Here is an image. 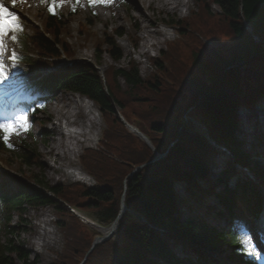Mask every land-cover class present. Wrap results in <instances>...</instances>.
Listing matches in <instances>:
<instances>
[{
	"label": "trees",
	"instance_id": "obj_1",
	"mask_svg": "<svg viewBox=\"0 0 264 264\" xmlns=\"http://www.w3.org/2000/svg\"><path fill=\"white\" fill-rule=\"evenodd\" d=\"M193 2L200 6L196 14L192 12L193 17H211V7L215 6L217 16L227 23L235 40L229 58L220 56L213 62L202 63V55L212 57L214 54L189 40L192 34L196 35L193 23L178 21L175 25L179 39L169 43L159 57L151 58L154 74L148 78H141L136 66L130 64L127 69H110L103 86L95 70L80 66L49 74L35 85L34 93L40 97L61 89L82 96L97 107L107 127L98 145L102 150H85L79 162L96 185L83 186L82 191H77L79 188L49 187L43 175L28 176L27 181L32 185L18 183L17 191L10 192L3 190L4 182H0V235L6 236L3 240L0 237V264H15L16 261L26 264L27 261V252L12 239L17 235V229L10 225L11 215L16 213L22 222L26 209L44 207L53 209L57 217L55 225L64 236L61 262L53 264H79L78 258H84V264H216L202 251L216 255L226 253L225 258L233 264H254L238 253L234 235L218 225L206 223L204 218L198 217L181 220L183 202L175 195L173 183L184 182L187 194L197 200L214 196L222 211L208 206L204 217L225 218L227 224L239 220L243 214L256 215L259 209V191L248 178L235 182V189L241 191L240 196L235 189H229L227 183L235 174L233 162H236L246 167L256 182L264 186V162L254 160L244 151L236 134L237 109L240 106L252 109L264 96V54H261L264 52V0ZM58 13L56 16L46 15L44 33L52 42L40 32L22 38L24 45L32 46L47 62L60 56L57 45L64 15L59 10ZM75 14L76 11L67 13L69 17ZM114 34L116 39L122 37L119 31ZM253 36L258 38V43ZM103 44L106 49L102 52L97 46L96 58L105 53L112 62L118 63L121 53L115 39L106 36ZM189 47L196 51L191 56V66L199 77L185 75L182 78L177 74L178 67L185 66L181 60L182 51ZM62 50L67 56L72 54L68 45ZM119 80L123 81L125 88L118 83ZM142 90L147 94H139ZM150 96L161 99L158 103L151 102ZM111 101L122 117L146 136L156 152H166L163 159L130 175L135 168L151 162L154 154L118 122ZM141 105L144 112L134 110L135 106ZM187 110L190 114L184 123ZM191 120L202 124L212 141L222 145L233 159L214 181L216 186L224 184L219 195L214 193L213 185L203 189L198 184V181L209 180L207 162L214 149L198 134ZM171 143L174 144L169 148ZM19 148L14 155L22 166L39 164L32 141H21ZM9 151L0 142V153ZM124 178L127 179L125 189L121 185ZM3 179L7 177L0 176V181ZM120 192L124 194L126 207L137 212L143 221L125 213L118 222L119 237L95 245L92 250L95 234L54 200L59 199L92 215L99 224L110 225L118 216ZM79 198L84 201L76 203ZM251 202H256V206L251 207ZM178 246L187 252L185 258L174 254L172 249Z\"/></svg>",
	"mask_w": 264,
	"mask_h": 264
},
{
	"label": "rangeland",
	"instance_id": "obj_2",
	"mask_svg": "<svg viewBox=\"0 0 264 264\" xmlns=\"http://www.w3.org/2000/svg\"><path fill=\"white\" fill-rule=\"evenodd\" d=\"M187 4V8H180L179 10L182 11V14H179L178 11L172 10H162L160 8H154L151 11H147L145 7L140 5L142 12L144 15L149 16L150 20H155L156 22L161 23H168V24H176L178 21L186 22L190 21V24L195 26L194 31H196V35L192 34L189 39L195 45L200 47L208 48L212 54V57L202 55L201 62L202 63H210L216 60L217 57H225L229 58L231 55V51L235 46V40L233 39L230 31L228 30L227 23L221 18L217 16V8L215 6L211 7L212 16L208 18H195L193 17L192 12L196 14V11L199 10L200 6L195 5L193 0H184ZM7 4V0H5ZM131 0H112L110 6H96V7H89L86 3V0H81L82 6L76 7L77 14L69 17L67 13L72 11V9L65 5L61 7V13L64 15L63 19V26L60 29V35L58 37V45L57 48L61 51V48L65 45L70 47V51L72 54L69 57L70 61L80 60L85 55L89 57V61L96 63L99 66V73H108L111 70L116 68H129L130 64H134L138 70V73L141 78H148L153 73V67L150 65L151 58L159 57L160 53L167 49L168 44L179 39L178 35L175 33V30L169 28L166 25H158L160 29L165 30L169 33L167 37L164 38L163 42H161L157 47L149 50L147 49V53L142 56L140 55L139 44H141L140 39V30L139 25L141 20L138 17V14L131 9L130 6ZM108 7H113L110 10ZM23 15L29 16L31 21L37 23L41 26H45L46 15H48L47 8L39 3V0H28V3L24 5L22 8H16ZM95 13V14H93ZM174 23H171L170 21ZM21 24L23 26L24 34L26 36H32L35 31V25L25 20L21 19ZM147 24V23H146ZM176 26V25H175ZM153 30V29H152ZM115 31H119L122 34V37L119 39L115 38ZM87 34H90L88 36ZM106 36H112L115 39V44L120 49L121 58L118 63H114L110 60V58L104 53L99 58H96V48L100 46V50L103 52L106 49V46L103 44V39ZM111 39V38H110ZM12 51L19 53L20 55L23 53L24 56L30 55V60L28 62L36 64L40 63H48L49 69L47 71H42L43 69L35 68L34 66H22V68H8V80L5 81L3 84H0V93L2 87L6 84H11L16 79H20L24 77L23 84L21 83L19 89H23L29 84L34 83V77L39 76V74H45V72H52L53 70H63L69 67L61 65L59 62L60 58L52 59L51 61L47 62L43 60V57L32 48V46L26 45L23 46L22 43H19V46L14 45L9 40L8 42V53L6 54V61L7 55H10ZM181 53V51H180ZM196 53L195 49L189 47L186 51H182L181 60L184 63V67H178V76L179 77H199L195 72V69L191 66V56ZM161 57V56H160ZM179 58V57H178ZM163 59V58H161ZM168 63L170 62L167 58H165ZM74 69V68H72ZM13 70H17L18 72L24 71L25 74H12ZM37 79V78H36ZM120 85L122 88H125V85L122 80H119ZM13 87V86H12ZM165 90V89H164ZM166 94V91H164ZM139 94H147L145 90L139 92ZM150 95L151 93L148 92ZM77 94L66 92L63 90L55 91L51 101H45V103H36V116H31L30 113L26 114L29 118L30 122V133L31 138L29 137L28 133H22L19 136H11L10 143L13 147L10 149L9 152H2L0 153V168L2 171L7 172V179H3L0 182H4L3 190H7L10 192H15L18 189V183H22L27 181L28 176H41L45 177V183L49 187H73L79 188L77 191H82L81 188L83 186L86 187H93L96 185V182L92 177H89L85 170L81 167L78 163L79 156L81 155L82 151L86 148H91L93 150L101 149L100 146L98 147V142L100 141V137L105 130L106 125L104 124L100 112L95 107L93 111L94 118L96 119V123L98 124V130L95 133L94 140L90 143H87L80 147L77 150V156L72 159L71 165L69 167H64L65 171H72L73 169H81L82 173L85 176L86 180H80L83 178L82 176H76L75 178H65L59 175V172H55L58 168L57 163L54 161L55 153L58 147V137L56 133L51 131V127L53 125L58 124L55 120V112L54 109H60L61 106L65 105L67 96H72L76 99ZM151 97V102L158 103L161 98ZM162 97V96H161ZM15 100L18 101H27V93L21 92V95H15ZM174 100V99H173ZM11 102L13 100H10ZM176 101V100H175ZM16 102V101H15ZM4 103V102H3ZM63 103V104H61ZM181 103L183 101L181 100ZM264 103L263 99H258L255 107L258 110H254L252 112V119L258 121L261 117V111L259 112V107ZM39 105H43V107H39ZM2 109L3 106H2ZM145 109L142 105L140 107L134 108V110H138L144 112ZM264 109L262 110V114ZM190 111L187 110L183 116L184 123ZM6 117V115L4 116ZM238 124H239V117L240 112L237 116ZM247 131L244 129L245 133L242 132L241 134H237L238 138H243L247 141L250 145H246L242 143V148L246 152H254L258 153V158L263 160V157L260 156V152L264 149V127H249ZM69 131H77V128H69L63 132V137L65 138ZM26 138V142L34 143L35 151L37 158H39V164L32 165L30 167L22 166L20 161L14 155L19 152L20 142ZM96 139V140H95ZM241 140V139H240ZM170 145V144H169ZM173 145V144H172ZM216 147H221L219 143H214ZM171 148V146H170ZM102 150V149H101ZM233 162L232 157L230 154L226 152H220L219 150L213 152V154L209 157L207 162L208 169L210 171V177L207 182H199L200 186L203 189L209 188V183L214 181L220 174V172L226 167L228 163ZM48 168V169H47ZM50 169V170H49ZM54 170V171H53ZM139 172V171H138ZM131 173L130 175H132ZM250 175V174H249ZM240 176H248V174H244L243 172L240 173ZM2 177H6L2 175ZM31 181V180H30ZM127 179L121 182V185L125 186ZM30 184L29 181H27ZM75 185H78L76 187ZM182 187L181 192H177V196L179 199L187 202V205L182 208L184 213L180 216L181 220H186L193 217L203 218L205 215L204 210L210 205H216V200L212 196H206L204 198H200L197 201L195 198H190L184 191V184H180ZM125 189V188H124ZM73 190V189H71ZM220 190H216L215 194H219ZM124 194L120 192L119 199L123 200ZM84 201V198H79L76 203H81ZM69 204V203H68ZM65 205V204H64ZM64 205H62L64 207ZM70 205V204H69ZM71 207L65 206L66 209L72 208L74 212L71 214L67 211L70 215H72L75 219L79 220L83 225L89 228L93 233H95V229L90 227L86 222H96V220L90 215L81 213L79 210L75 209L74 206L70 205ZM64 207V208H65ZM123 208V207H122ZM122 208L120 210H122ZM125 210V207L123 208ZM46 213V217L49 220V224L46 227V230L50 232L51 238L53 243L49 244L45 249L41 250H33V242L35 241V234L36 229L35 226L38 224L41 215ZM264 215V203L262 207V216ZM205 217L206 220L211 222H216L211 218V215H207ZM22 222L20 221L19 216L16 213L11 215L10 225L16 227L17 235H15L12 239L14 243L19 246L21 249L27 252V261L26 264H53L55 261L61 262V256L64 251V236L62 231L55 225L57 221L56 215H54L53 209L50 207L38 208V209H26L22 214ZM261 218V216H260ZM117 222V221H116ZM115 223V221H113ZM257 223V222H256ZM256 223L252 222L249 223V226H254ZM112 224V223H111ZM223 227L225 226L224 223H220ZM112 227V226H108ZM255 227V226H254ZM85 232V230L83 229ZM235 232L238 234L239 238L244 241L247 238H251L253 240L254 237L257 235L253 234V231H248L247 229L242 230L240 228H235ZM120 230L116 228L115 233L113 234V240L119 237ZM6 239V236L2 234V237ZM10 238V236H8ZM95 239V238H94ZM246 248H251L252 254H257L263 256V245H260V248L257 247L253 242L250 244L245 245ZM94 246H91V250ZM249 248V249H250ZM35 249V248H34ZM90 250V251H91ZM174 254L179 258H185L186 253L181 247H175L172 249ZM87 255H85V258ZM46 259V262L43 260ZM79 264H84L85 259L78 258L76 260ZM221 264H232L222 258H218ZM15 264H22L21 262H17ZM264 264V263H263Z\"/></svg>",
	"mask_w": 264,
	"mask_h": 264
},
{
	"label": "bare ground",
	"instance_id": "obj_3",
	"mask_svg": "<svg viewBox=\"0 0 264 264\" xmlns=\"http://www.w3.org/2000/svg\"><path fill=\"white\" fill-rule=\"evenodd\" d=\"M140 5L145 7L147 11H151L154 8H160L162 10H172L179 14H182L180 8H187V4L184 0H131L130 6L137 14L141 23L139 25L141 44H139L140 55L144 56L148 51L157 47L164 38L169 35L163 29H160L158 25H169L168 23L156 22L150 20L149 16L144 15ZM110 10L113 7H108ZM147 23V24H146ZM153 29V30H152ZM255 42H259L256 37H252ZM85 57H87L85 55ZM75 98L67 96L65 105L61 106L58 110L54 109L55 120L58 124L51 127V131L56 133L58 137V147L55 153L54 161L57 163L58 168L55 172H59V175L65 178H75L76 176L84 175L81 169H73L72 171H65L64 167H69L73 158L77 156V150L83 145L90 143L94 140L95 133L98 130V124L94 118L92 110H95L94 105L85 98L76 95ZM264 100V96L261 97ZM63 104V103H61ZM264 103L259 107L261 111V117L255 122L252 119V111L242 109L240 111L239 122L243 123L244 127H264ZM258 110V109H257ZM238 118V117H237ZM238 121V120H237ZM77 128V131H69L67 136L63 137V132L69 128ZM246 130V128H244ZM255 129V128H254ZM243 131V130H241ZM101 135V134H100ZM96 140V139H95ZM48 169V168H47ZM50 170V169H49ZM54 171V170H53ZM80 180H86V177L82 176ZM264 217V216H262ZM49 224V220L46 217V213L41 215L38 224L35 226L36 234L35 241L33 242V250H43L49 244L53 243L49 231L46 227ZM117 228L116 224L113 227H108L104 230L97 229L101 235H111L115 233ZM257 231V230H256ZM258 232V231H257ZM260 239H256L255 244L258 245ZM35 248V249H34ZM46 262V259H43Z\"/></svg>",
	"mask_w": 264,
	"mask_h": 264
},
{
	"label": "snow or ice",
	"instance_id": "obj_4",
	"mask_svg": "<svg viewBox=\"0 0 264 264\" xmlns=\"http://www.w3.org/2000/svg\"><path fill=\"white\" fill-rule=\"evenodd\" d=\"M27 3L28 0H7L6 4L5 0H0V84L8 80V68H16L20 61V57L15 51L7 55V61L5 59L9 40L12 44L19 46V35L23 32L21 17L12 9L22 8ZM39 3L45 6L48 13L53 16L58 15V10L65 5L69 6L72 11H75L77 6H82L81 0H39ZM86 3L93 8L98 5L107 7L111 5L112 0H86ZM39 107L42 108L43 105H39ZM30 127L26 114H19L12 119L0 121V142L11 149L13 147L10 143L11 136L27 133ZM250 243H252L250 237L243 241L244 245ZM243 254L251 255V253Z\"/></svg>",
	"mask_w": 264,
	"mask_h": 264
},
{
	"label": "water",
	"instance_id": "obj_5",
	"mask_svg": "<svg viewBox=\"0 0 264 264\" xmlns=\"http://www.w3.org/2000/svg\"><path fill=\"white\" fill-rule=\"evenodd\" d=\"M261 54H264V52H262ZM147 146H149L150 148H151V146H150V143H149V141L144 137V136H142L141 134H136ZM160 158H161V156H159L157 153H155V158L150 162V163H154V162H157V161H159L160 160ZM141 168V167H140ZM140 168H138V169H136V171L137 170H139Z\"/></svg>",
	"mask_w": 264,
	"mask_h": 264
}]
</instances>
